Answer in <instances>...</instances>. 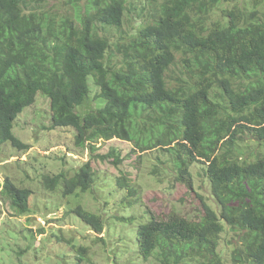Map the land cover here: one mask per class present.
<instances>
[{"label":"trees","instance_id":"16d2710c","mask_svg":"<svg viewBox=\"0 0 264 264\" xmlns=\"http://www.w3.org/2000/svg\"><path fill=\"white\" fill-rule=\"evenodd\" d=\"M56 1L0 0V147L28 149L12 130L40 93L50 129L72 128L77 147L93 153L99 140L116 138L140 152L157 149L190 191L191 167L207 164L215 208L201 198L196 220L145 211L137 257L226 264L220 235L233 233L231 264H264V0ZM92 90L96 107L79 113ZM94 173L86 163L73 177L44 176L42 186L83 194ZM158 173L153 167L150 176ZM117 186L142 205L127 177ZM31 196L0 182V202L17 214L30 211ZM74 211L103 233L96 215Z\"/></svg>","mask_w":264,"mask_h":264},{"label":"rangeland","instance_id":"374dc122","mask_svg":"<svg viewBox=\"0 0 264 264\" xmlns=\"http://www.w3.org/2000/svg\"><path fill=\"white\" fill-rule=\"evenodd\" d=\"M56 2L49 0L51 5ZM96 93L91 91V99L79 113L96 107L92 100ZM50 115L48 98L38 93L12 130L28 149L18 151L9 143L0 147V182L8 178L32 192L26 214H17L7 202H0V264H160L155 258L141 261L135 252V231L145 222V211L158 219L174 213L196 220L201 214V198L215 208L204 178L207 164L191 167L190 191L175 182L172 160L159 150L140 152L132 143L114 138L99 140L92 153L89 145L75 146L72 128L50 129ZM115 158H119L117 163ZM86 163L95 171L90 190L64 195L62 184L55 191L44 190V176L64 173L73 177ZM153 167L159 171L157 177L150 176ZM121 176L139 191L142 205L117 186ZM78 206L101 219L103 233L95 232L76 214ZM238 242L233 233L220 235L218 250L226 264H231V252Z\"/></svg>","mask_w":264,"mask_h":264},{"label":"clouds","instance_id":"9594fccd","mask_svg":"<svg viewBox=\"0 0 264 264\" xmlns=\"http://www.w3.org/2000/svg\"><path fill=\"white\" fill-rule=\"evenodd\" d=\"M191 220V219H190Z\"/></svg>","mask_w":264,"mask_h":264}]
</instances>
